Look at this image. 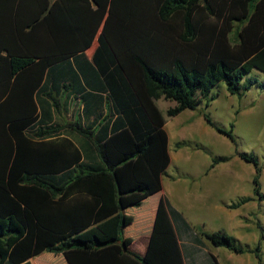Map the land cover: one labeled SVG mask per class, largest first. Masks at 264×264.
<instances>
[{"label":"trees","instance_id":"1","mask_svg":"<svg viewBox=\"0 0 264 264\" xmlns=\"http://www.w3.org/2000/svg\"><path fill=\"white\" fill-rule=\"evenodd\" d=\"M255 71L264 74V0H0V264L44 253L66 264H184V235L264 264L263 229L254 247L242 246L223 231L190 227L163 198L145 254L122 243L124 211L161 191L170 164L160 98L175 103L167 117L199 110L254 166L253 192L264 200L258 158L239 152L233 126L222 129L207 113L219 85L238 97L263 88ZM40 99L58 114L79 104L77 119L44 127ZM64 130L83 139L84 151L54 138ZM229 160L212 157L210 168ZM115 214V238H79Z\"/></svg>","mask_w":264,"mask_h":264},{"label":"crops","instance_id":"2","mask_svg":"<svg viewBox=\"0 0 264 264\" xmlns=\"http://www.w3.org/2000/svg\"><path fill=\"white\" fill-rule=\"evenodd\" d=\"M90 49L85 52L89 60L94 52L93 50L89 56L87 53ZM252 89L264 90V87L255 86ZM250 91L246 94H249ZM221 92L230 100L232 99V95L226 89L222 88ZM246 94L240 97L245 98ZM215 101H217L216 97L210 102L207 111ZM39 102L45 110V117L42 118L44 127L65 125L59 114L50 110L45 100L40 99ZM69 104L70 102L67 106ZM73 106L78 110L79 104ZM156 106L158 107L157 104ZM158 109L160 110L159 107ZM77 110L75 119L79 114ZM237 116L235 117L237 118ZM173 118L174 122L167 124L164 117L170 164L165 175L161 176L162 189L145 199L139 207L124 211L123 246L140 256L145 254L157 206L163 198L190 227H201L202 231L206 233L223 231L235 238L240 245L254 247L260 241L262 229L264 230V215L261 213L264 200L261 201L253 192L254 166L235 155L230 141L208 126L199 110H185ZM81 121L83 124L86 123L84 120ZM64 137L70 139L80 151H84V141L77 134L64 130L58 136H54L57 139ZM52 139L49 137L39 141L47 143ZM182 141L189 142L191 145L176 149L175 144ZM213 144H224L228 149L225 153H214L209 149V146H214ZM223 156H230V160L210 168L212 157ZM261 180H264V166L260 175V188ZM243 198H247L248 201L237 208H228L231 203ZM119 217V214H115L107 220L89 227L79 235V238L83 240L94 236L102 241L115 238ZM107 223H112L114 226L111 235H107L105 231H97L101 225ZM193 234L196 236L195 231ZM179 243L184 264H212L209 254L215 257L218 264H258L253 253L236 254L225 248L211 245L203 237L193 240L184 235L181 236ZM263 243L264 240L261 243V255H264ZM57 256L62 259L61 255ZM29 262L31 259L24 264Z\"/></svg>","mask_w":264,"mask_h":264},{"label":"rangeland","instance_id":"3","mask_svg":"<svg viewBox=\"0 0 264 264\" xmlns=\"http://www.w3.org/2000/svg\"><path fill=\"white\" fill-rule=\"evenodd\" d=\"M96 46L97 43L95 41L87 53L89 56L92 54ZM253 75L258 78L261 84H264L263 73L255 71ZM222 88L225 89L224 85H219V87L213 90L212 94L215 95L217 101H215L214 105L207 111V113L211 119H213L214 123L222 129L229 130L230 125H232L234 130L233 134L238 142V151L254 155L258 158L260 164L264 166V90L251 89L250 93L246 94L247 97L241 98L238 96H232V99L230 100L229 97L222 94ZM156 104L162 111L166 123L171 124L174 122L173 117L169 118L166 116V110L173 107L175 103L160 98L156 101ZM73 105L74 103L72 101L69 106L66 107V110L59 113V116L65 124L76 120L77 109ZM251 105H253V108H251ZM235 116H237V118ZM213 145L214 146L211 147L209 146V149L213 150L214 153H225L228 149L224 144ZM261 191L262 194H264V180H261ZM261 213L264 215V203L261 207ZM113 228L114 226L112 223H107L101 225L97 231H105L107 235H111V233H113ZM262 234L264 235V230L262 231ZM262 242L263 241H261V243ZM261 256L263 260L264 255L262 254ZM28 264H66V262H63L57 254L44 253L31 259V262Z\"/></svg>","mask_w":264,"mask_h":264}]
</instances>
